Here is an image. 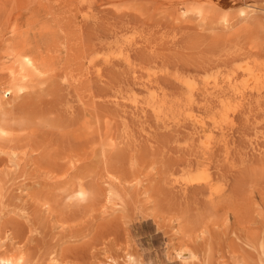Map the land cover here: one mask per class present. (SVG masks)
I'll return each instance as SVG.
<instances>
[{"label": "rangeland", "instance_id": "obj_1", "mask_svg": "<svg viewBox=\"0 0 264 264\" xmlns=\"http://www.w3.org/2000/svg\"><path fill=\"white\" fill-rule=\"evenodd\" d=\"M42 1L0 0V256L261 264L264 0Z\"/></svg>", "mask_w": 264, "mask_h": 264}, {"label": "bare ground", "instance_id": "obj_2", "mask_svg": "<svg viewBox=\"0 0 264 264\" xmlns=\"http://www.w3.org/2000/svg\"><path fill=\"white\" fill-rule=\"evenodd\" d=\"M40 1V0H39ZM44 1V0H43ZM42 1V2H43ZM200 2H205L206 0H199ZM48 2V1H47ZM46 2V0H45V3L46 4H48ZM40 3V2H39ZM46 4H44V5H46ZM56 16V15H55ZM14 19V18H13ZM52 19H54V17L52 18ZM57 20V19H56ZM55 19H54V21L57 23V21H56ZM10 23V22H9ZM11 26V25H10ZM47 31V30H46ZM14 37H15V35L13 36V42H14ZM16 39H17V41H15L14 43H17V42H19V36H18V34H17V36H16ZM19 44H20V42H19ZM15 45H18V44H15ZM24 45V44H23ZM22 45V46H23ZM18 46H21V45H18ZM26 47V46H25ZM23 48V47H22ZM16 52H17V49H16ZM14 53V52H13ZM26 53H28V52H26ZM10 54V53H9ZM18 59H17V61H19V63H20V66L22 65V67L23 68H31V70H33L34 71V69H32V67L34 68L35 67V63H34V60H36V59H33L34 58V56H33V58L32 57H30V56H28L27 54H25V51H21L20 53H18ZM15 60V59H14ZM17 61H15V62H17ZM14 65H15V63H14ZM19 66V67H20ZM22 67H21V69H22ZM39 68V67H38ZM20 69V68H19ZM37 69V68H36ZM25 70H27V69H25ZM30 70V69H29ZM22 71H23V69H22ZM37 71H39V69L37 70ZM36 71V72H37ZM3 130L4 129H2L1 128V124H0V134L1 133H3ZM204 191V190H203ZM207 193V192H206ZM85 195V192L84 191H80V193H78V195ZM212 193H209L208 194V198H209V200H210V198L211 199H213L214 200V198H212ZM80 197V196H79ZM2 225V224H1ZM17 226V225H16ZM1 227V226H0ZM22 229V228H21ZM19 230V229H18ZM19 232H20V230H19ZM18 232V233H19ZM14 234V233H13ZM15 234L17 235V233L15 232ZM21 234V232L19 233V235ZM15 235V236H16ZM19 235H17V236H19ZM19 237H21V236H19ZM19 237H17L16 239H19ZM262 237H263V235H262ZM261 237V238H262ZM10 239H11V237H10ZM13 240V239H12ZM252 241V240H251ZM15 241H13V243H14ZM259 242V241H258ZM11 243H12V241H11ZM10 243V244H11ZM12 243V244H13ZM17 243V242H16ZM255 243V242H254ZM15 244V243H14ZM249 246V245H248ZM260 246H261V250L264 248V239H262L261 240V242H260ZM3 247V246H2ZM1 247V245H0V253L2 252V248ZM5 247V246H4ZM7 248V247H6ZM8 249V248H7ZM252 249H254V248H252ZM189 252H191V251H189ZM18 253V252H17ZM62 253H64L65 254V252H61V254ZM259 253H261V252H259ZM19 254V253H18ZM60 254V255H61ZM68 254V252H66V254L64 255L65 257H66V255ZM73 254V253H72ZM83 254V253H82ZM86 254V253H85ZM1 255V254H0ZM14 255V254H13ZM6 256V257H2V256H0V264H27L26 263V261L24 260V258H23V256H18V257H16V256ZM19 255H21V250H20V254ZM74 255V254H73ZM64 256H61L62 258L64 257ZM77 256V255H76ZM81 256V255H80ZM85 256V255H84ZM64 257V258H65ZM74 257V256H73ZM191 257H194L193 255H191ZM26 258V257H25ZM83 258V257H82ZM29 259V258H28ZM54 259V258H53ZM66 259V258H65ZM87 259V258H86ZM73 260V259H72ZM77 260H79V259H77ZM76 260V261H77ZM84 259H82V261H83ZM29 261V260H28ZM81 261V260H80ZM132 261V260H131ZM187 261V260H186ZM42 262V261H41ZM68 262H70V261H68ZM78 262V261H77ZM84 262V261H83ZM96 262V261H95ZM55 263V262H54ZM97 263V262H96ZM261 264H264V258L261 260V262H260ZM52 264V263H51ZM58 264V263H57ZM69 264H71V263H69ZM99 264H101V262L99 263ZM105 264V263H104Z\"/></svg>", "mask_w": 264, "mask_h": 264}]
</instances>
